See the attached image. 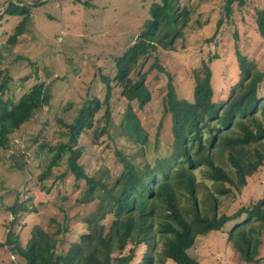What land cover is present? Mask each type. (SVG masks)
Listing matches in <instances>:
<instances>
[{
  "label": "trees",
  "instance_id": "obj_1",
  "mask_svg": "<svg viewBox=\"0 0 264 264\" xmlns=\"http://www.w3.org/2000/svg\"><path fill=\"white\" fill-rule=\"evenodd\" d=\"M11 1L5 13L23 19L5 49L17 44L29 24L28 7ZM234 3L243 6L245 0H227L228 17ZM192 12L180 8V0L153 4L145 30L115 63L114 84L104 83V100L85 103L77 119L68 125L65 133L68 141L40 147L41 151L49 149L47 164L37 178L48 202L47 185L54 169L63 161L75 183L68 196L61 199L70 202L79 193L75 199L78 205L97 202L95 212L83 218L86 232L69 243L68 250H63L66 242L61 235L70 231V218L65 214L63 231L57 228L61 224L53 219L56 228L52 231L34 225L26 246L22 247L11 232L0 243V249L12 247L27 264H133L137 249L147 245L149 252L140 264H166L169 260L175 264H201L190 254L198 239L223 232L229 223H235L228 232V242L246 264L260 263L264 198L250 207L238 208L232 215L220 211L219 199L240 192L247 179L264 167V68L259 70L256 63L239 55L240 80L225 101L216 99L212 70L203 62L194 73L193 101L179 98L173 77L154 54L160 48L174 49L192 20ZM220 25L218 22V28ZM256 25L264 44V10L257 13ZM152 58L153 64L145 71ZM150 71L168 77L164 104L172 122L171 144L167 151L156 155L149 154V136L134 111V104L144 109L152 100L147 85ZM115 86L127 102L119 128L134 147L128 148L132 151L130 156L116 152L120 170L114 176L107 172L90 176L80 164L83 149L77 148L78 140L86 130L92 129L93 119L104 106L105 125L93 131L94 142L97 144L101 136L109 133L113 124L110 102ZM51 99L50 87L45 83L35 84L17 98L8 76L0 71V148L7 149L11 135L48 107ZM23 165L24 162H14L13 166L22 170ZM65 176L62 174L58 179ZM198 176L210 186L204 181L200 183ZM80 182L84 183L82 188ZM28 201L20 206L23 214L36 213V205ZM11 211L16 214L14 209Z\"/></svg>",
  "mask_w": 264,
  "mask_h": 264
},
{
  "label": "rangeland",
  "instance_id": "obj_2",
  "mask_svg": "<svg viewBox=\"0 0 264 264\" xmlns=\"http://www.w3.org/2000/svg\"><path fill=\"white\" fill-rule=\"evenodd\" d=\"M9 1L0 0V71L8 76L9 86L15 90L17 98L35 84L45 83L50 87L52 99L48 107L11 135L7 149L0 148V243L12 232L24 247L30 241L34 225L52 231L56 228L53 219L61 224L57 228L63 231L67 214L70 231L63 232L61 238L66 242L63 250H68V244L86 232L83 218L95 212L97 202L78 205L75 199L79 193L70 202L61 199L68 196L75 183L63 161L54 169V176L47 185L49 203L37 183L49 152L48 148L41 151L40 147H53L59 140L68 141L65 134L68 125L77 119L85 103L104 100V83L112 82L115 77L117 59L145 30L146 21L151 19L152 5L161 0H12L28 7L29 24L17 44L5 49L23 19L5 13ZM226 3L227 0H180V8L193 11L192 20L173 50L160 48L154 54L173 77L181 99L193 101L194 73L203 62L212 70L216 99L225 101L240 80L239 55L256 63L259 70L264 68V44L256 25L257 13L264 10V0H245L243 6L234 3L229 17ZM218 22H221L219 28ZM167 83L166 74L150 71L147 85L152 100L144 109L134 104L141 126L149 136V154L167 151L171 144V116L165 112L164 104ZM126 106L120 89L115 86L110 102L113 124L109 133L101 136L97 144L94 142L93 131L105 125L104 106L93 119L92 129L79 138L77 148L83 149L80 164L90 176L99 172L114 176V172L120 170L116 152L125 156L132 153L128 148L134 146L119 128ZM14 162H24L22 170L14 167ZM62 174L65 178L58 179ZM197 179L210 186L200 176ZM80 185L82 188L84 183ZM263 198L264 167L247 179V185L240 192L220 198V211L232 215L238 208L250 207ZM26 201L37 206L36 213L23 214L20 206ZM234 224L229 223L223 232L200 237L190 254L201 264H246L227 239ZM65 226L68 227V220ZM148 252L147 245L140 246L133 264H140ZM11 255L15 258L11 259ZM259 255L262 259L259 264H264V235ZM0 264H27V261L16 255L12 247H4L0 249ZM166 264L175 263L169 260Z\"/></svg>",
  "mask_w": 264,
  "mask_h": 264
}]
</instances>
